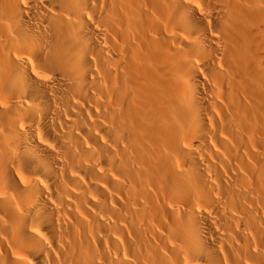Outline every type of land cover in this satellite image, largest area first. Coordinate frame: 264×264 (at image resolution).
<instances>
[{
    "label": "bare ground",
    "instance_id": "obj_1",
    "mask_svg": "<svg viewBox=\"0 0 264 264\" xmlns=\"http://www.w3.org/2000/svg\"><path fill=\"white\" fill-rule=\"evenodd\" d=\"M0 264H264V0H0Z\"/></svg>",
    "mask_w": 264,
    "mask_h": 264
}]
</instances>
